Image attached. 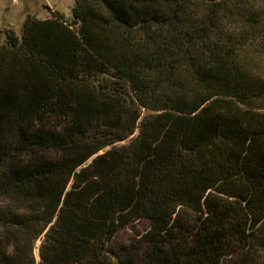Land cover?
<instances>
[{
	"label": "trees",
	"instance_id": "16d2710c",
	"mask_svg": "<svg viewBox=\"0 0 264 264\" xmlns=\"http://www.w3.org/2000/svg\"><path fill=\"white\" fill-rule=\"evenodd\" d=\"M233 236L264 250V0H75L7 31L0 264H221Z\"/></svg>",
	"mask_w": 264,
	"mask_h": 264
},
{
	"label": "rangeland",
	"instance_id": "374dc122",
	"mask_svg": "<svg viewBox=\"0 0 264 264\" xmlns=\"http://www.w3.org/2000/svg\"><path fill=\"white\" fill-rule=\"evenodd\" d=\"M75 0H0V43L7 39V31L12 29L19 36L23 35L24 23L28 14H35L38 18L52 15L53 10H58L69 20L72 18V9ZM148 228L146 220L135 222L123 229L117 236V244L126 248L139 245L141 234ZM38 240L35 248L37 260L40 259ZM221 264H264V250L248 252L246 244L237 236L230 238V247Z\"/></svg>",
	"mask_w": 264,
	"mask_h": 264
}]
</instances>
